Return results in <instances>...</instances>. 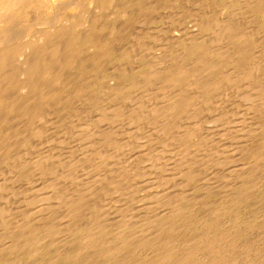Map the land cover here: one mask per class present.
Here are the masks:
<instances>
[{
  "label": "rangeland",
  "instance_id": "1",
  "mask_svg": "<svg viewBox=\"0 0 264 264\" xmlns=\"http://www.w3.org/2000/svg\"><path fill=\"white\" fill-rule=\"evenodd\" d=\"M82 1L58 0L56 12L53 10V13L52 11L43 12L38 9L35 11L32 8L30 9V6L26 9L22 8L24 6L23 3L14 0L5 13L9 20L0 24V37H7L11 41L15 34L24 30L20 34L22 37L19 36L21 38L17 36L13 40L15 42L17 38L16 42L22 41L20 44L17 42L19 44L17 48L20 49H18L19 52L21 51L24 54V57L25 53L26 55L27 52L29 54L32 52L33 54L34 50L40 47L46 48L49 46L48 48H51L52 45V48L59 46L58 48L63 49L70 42V39H66L69 42L62 41L65 40L64 37L62 39V37L55 35L57 31L56 25L59 24L58 27L61 26L60 28L63 30L70 28L69 32L73 31L75 35L80 37L92 32L93 34L97 33V41L98 43L99 41L101 42V45L98 46L102 47L101 54L99 53L101 55L99 60L94 57L98 49H92L85 54L86 57L83 55L81 60L76 63L77 67L80 66L83 69L84 73H81L83 76L75 74L76 76L74 77L70 76L65 77L64 80L62 79L61 88L63 86L64 89H68L58 88L59 91L61 90L62 95L60 94L57 100L61 98L62 100L53 103V107L48 106V114H52L50 117L45 113L46 115L39 116V119L36 118V120H39L38 122L35 120L33 121L34 124L32 123L33 125L29 126L28 121L20 118L21 112L19 110L21 109L13 106L16 103L15 101H17L16 99L19 98L21 100V93L13 91L4 95V98L7 99V106L9 105V109L11 106L12 110L10 109L6 113L7 116L5 118L7 121L5 125L3 123L5 128H1L2 126L0 125L2 131L8 134H6L7 137L10 135L8 137L9 141H6L8 144L3 143L0 145V264H46V261L50 262L52 260L51 264H62L63 262V264H66V262L68 264H155L157 260L155 257H163L161 255L166 254L167 250L179 256L189 251V249L193 254L196 253L194 256L196 257V264H213L216 262L212 259L214 255H211L212 258L210 259L211 256L207 254L208 257L210 256L208 258L205 255L206 251L200 249L203 242L205 243L204 240L207 239L204 236L207 233L209 238H213L218 234L216 236H219L220 248L223 247L221 244L224 243L225 249L229 250L228 253L233 254L231 256H234L237 261L239 260L237 264H264V145L259 146L261 144L258 145L257 142L259 138L258 141L263 140V138L261 139L263 137L261 133L264 131V112H258V114L255 111V115L254 111H252L259 103L264 104V91H262L264 89V11L253 14L251 12V0H112L104 6L102 4L100 6L96 4L95 6L94 4V6L92 5L79 14V18L75 17L73 19V15L79 13L77 3ZM121 8L125 12L119 15L118 12ZM228 24H231V26ZM93 26L96 28H93ZM223 26L225 28L235 27V29L239 27L238 30L242 28V31L245 28V32L249 31L246 34L249 35V39H253L250 40L255 45L250 55V62L253 60V64L249 62L250 64L243 66L245 69L242 70L245 71L241 73L227 69L228 71L230 70L229 73H235H233L235 75L233 80L234 76L231 77L232 74L229 75L225 69L224 72L230 78L227 82L232 80V82H229L232 86L226 82L221 86L222 90L220 89L217 92L218 94L209 95L211 99L209 96H204V98L206 97L204 99L203 95L193 88L196 82L189 80V84L186 83V85L190 86L191 90L193 89L195 92L192 93L193 90L191 91L188 88L191 93H187L185 92L187 88L185 89L184 87V91L183 89L181 91L185 92L188 97L191 94L192 96L189 98L191 99V104L195 102L198 106H195V104H193L194 107L193 105L190 106L188 109L190 112L187 110L189 113L187 116L188 118L190 116V119L187 118L188 120L186 121V118L183 117L182 120L186 122L181 120L184 124L179 122L180 124L175 125V123L173 126L176 127L172 128L170 134L164 133V136L162 119L158 121L153 119L154 117L150 119L152 115L147 112L149 109L151 110V106H156L159 93H156L155 88L152 87L153 89H151V84L147 83L146 78L141 79L143 77H139L138 82H135L136 87L134 84L131 86L132 88L127 90L126 86H123L124 83L128 82V76L132 75L130 65L135 67V64L143 65L144 68H149L148 66L150 65L151 68L155 67L156 63L164 67L168 65L167 63H173L174 61L176 62H174L175 64L180 63V58L184 53L183 49H185L191 37H198L197 41L207 47L210 45L208 47L210 50L214 46V42L220 38V31ZM22 27H26V29ZM231 28L228 29L231 30ZM94 29L97 30L95 31ZM232 32H234L233 29ZM11 33L12 35H10ZM54 42H57V45L53 44ZM23 43L28 46L23 45ZM20 45L21 48L19 47ZM214 48L212 51L215 50ZM106 57H108L107 60ZM126 58L128 59L126 60ZM16 60L13 59L15 66L18 62ZM126 62L131 64L127 65ZM86 63L88 64L86 65ZM20 65L18 64L17 66L22 68ZM248 65H251L250 67L254 65L253 69H249ZM85 66L88 67L86 68ZM96 66L98 67L96 68ZM125 66H127L128 70V72L126 70L127 78L123 77V80L121 78L122 83L118 79V70L120 67ZM187 66L189 68L188 64ZM254 67H257L255 68L256 70ZM20 68L19 70H22ZM133 71L136 73L137 69ZM242 73L243 76H241ZM223 75L226 76L225 74ZM248 75L249 77H247ZM249 78L251 79L249 80ZM75 79H78L79 82ZM125 79L126 81L124 82ZM82 80L83 83L80 82ZM63 81H65L64 85ZM69 82L71 84L72 82L76 85L79 84L78 87L80 86L82 90L85 87L83 92L80 91L82 93L79 94L77 86L73 83L74 87H72ZM148 82L151 83L149 80ZM92 83L96 87L92 86ZM66 84L68 85L66 86ZM126 85L128 88V84ZM143 85H149L147 86L148 89L147 87L145 89ZM123 87L126 90L125 92H128L126 101L123 100L122 96L118 95V97L116 93L117 90ZM72 88H76V90L74 89V91ZM53 89L55 91L57 88ZM69 89H72V91ZM62 91H65L64 94H68L65 96ZM70 91L76 94L71 96ZM146 92L149 95L153 93L151 95L154 96L155 100H153L156 102L152 100V96H150V99ZM77 93L80 97L77 96ZM155 93L156 95H154ZM195 93L196 96L198 95V101H200L199 99L203 100L202 102L200 101L201 104L197 102V98L194 99ZM113 94H116V96ZM144 94L147 98L145 96L143 98ZM68 96L69 99L67 100L66 97L68 98ZM74 96L78 98L76 99ZM138 96H141V100H139ZM211 96H214L215 99H212ZM145 98L146 100L148 99L149 104L151 103L150 105L148 103V105L144 104L145 101L143 100ZM113 99L117 101V104L118 102L120 103L121 109L117 107L119 105L113 102ZM110 100H112L111 104H116V107H114L117 110L116 114L114 112L115 109H113L114 105L108 103ZM193 100L194 102H192ZM253 104L254 107L252 106ZM191 108H195V110ZM110 109L112 110L110 111ZM190 109L193 113H191ZM55 110H57V113ZM134 111H137L135 112L136 115L134 114L131 117L130 115ZM29 112L34 113L28 110V117L30 115ZM106 113L108 115H117V117L114 116L117 118L114 119V122L115 120L116 122L113 124L111 121L113 125H109L111 123L108 118L111 115L106 118ZM118 114L120 119H118ZM122 114L124 115L122 116ZM261 114L263 116H259ZM138 115L145 119L149 117L151 121L144 119L145 122L141 123L143 121L140 122L142 119ZM135 116L136 119L139 117L138 121L141 123H139V126ZM41 118H46L47 120ZM52 119L56 120L52 122ZM150 123H152L151 125L156 124L158 127L156 125L155 127L154 125L151 126ZM181 124L182 126H180ZM20 125H23V127ZM105 125H109L110 129ZM153 128L154 132L160 129L162 134L159 131L154 133ZM177 128H182L183 132ZM18 129L27 130L17 134ZM99 129L102 130L100 131ZM105 129L110 130V133H104L105 136L109 135L111 137V140L109 137L110 142L107 144H104L105 136L102 134ZM184 131H189L193 134L189 139H181V136L185 133ZM151 132L153 133L151 134ZM181 132L182 134L180 135ZM238 132H244L246 135L249 133V139L251 135V139H253L256 133L259 137H256L257 140L256 138L251 140V145L245 142L244 139L242 145L240 144L242 134ZM253 132L256 133L253 134ZM178 135L180 136L178 137ZM96 136L100 140L98 137V139L94 138ZM160 141L162 142L160 143ZM170 141L173 143H170ZM235 145H242L244 148L237 146V150ZM254 145H258V148H251ZM8 146L11 147L8 151L9 154L6 152ZM233 148H236L237 151ZM256 149H258V154H262L259 155V158L263 157L262 160L258 159L259 161L254 162L251 155L252 151H256ZM93 152L94 155H91ZM240 152L241 154H239ZM113 153L116 154L113 155ZM90 157L92 158L90 159ZM94 160H97L96 164L98 163V166L95 162L93 164L97 167L88 166ZM37 161L40 165L36 163ZM75 165L80 167L78 168ZM70 167L74 170L73 172L70 171ZM37 169H40L38 170L40 173ZM92 170H95L94 173ZM67 171L70 172L67 173ZM88 174L93 176L95 174V176L91 177ZM236 192H238L237 195L239 194V197ZM158 193L160 200L156 198ZM233 193L237 196L235 201L232 199L234 198ZM152 195L153 197H150ZM75 197H77L78 209L75 212L74 224L68 229L69 224L66 226L67 217L65 215L67 213L64 210V206L72 202ZM155 202L158 203L155 205ZM165 209L166 211H164ZM161 211L165 214H162ZM103 212L111 215V217L103 219L101 217ZM172 214L174 219L171 217ZM160 217L167 218L161 219ZM169 218L174 221H170L171 219ZM164 219L165 221H163ZM156 221L159 223L157 224ZM64 222H66V225ZM163 223H167L170 227L172 226L176 233L174 231L166 232L164 229L163 234L161 231L165 225ZM89 224L99 228L96 233L97 238H102H99L102 242L106 240L99 247L101 250L103 249V254H105V251L117 250L113 255L114 257H112L113 260L111 258L112 261L106 260V257L102 255V258H98L95 254H90L92 252L88 250L89 247H86L89 242L86 241L85 243L84 235H82L90 227ZM159 224L162 225L161 229H159ZM22 226H26L27 229H23ZM171 234H175V236ZM140 237L143 240L138 239ZM80 238L84 243L81 242ZM162 242H170L171 246L169 245L166 249ZM33 244L35 245L33 246ZM32 246L33 248L35 246L40 248L35 255L30 254L32 253ZM83 249L85 252H83ZM230 249L233 252L232 250L230 252ZM164 251L165 253H163ZM116 252L120 254L117 255ZM64 253L67 256L69 255L67 259H72L65 260L66 256H63L65 255ZM93 255L95 259L92 258ZM115 255H117L116 258ZM199 255H201L200 258L198 257ZM216 257L218 258L219 256ZM214 259H216L215 256ZM42 260L44 261L42 262ZM223 264L225 263L223 262Z\"/></svg>",
  "mask_w": 264,
  "mask_h": 264
},
{
  "label": "bare ground",
  "instance_id": "2",
  "mask_svg": "<svg viewBox=\"0 0 264 264\" xmlns=\"http://www.w3.org/2000/svg\"><path fill=\"white\" fill-rule=\"evenodd\" d=\"M14 0H0V24L2 23V22H7L8 20H9V18L7 17V15L5 14L7 11H8V7L10 6V4L13 2ZM17 1H19V3H23V5L24 6H22V8H29V6H30V9L32 8L33 10H35L36 11V9H38V10H41V11H49V12H53V10L55 11L57 8H56V6L58 5V0H17ZM89 1V0H88ZM87 0H83L81 3L79 2V3H77V6L79 7V13H75L73 16V19L76 17V18H79V14H81L84 10H86V9H88L89 7H91L92 5L94 6V4H95V6H96V4L97 5H101L102 4V6H104L106 3H110L112 0H91L90 2H88ZM72 2H74V1H72ZM162 2V1H161ZM66 3V2H65ZM72 4H74V3H72ZM251 12H253V14L254 13H260V12H263L264 11V0H251ZM73 7H74V5H73ZM236 7V6H235ZM35 8V9H34ZM123 8H121L120 9V11L118 12L119 13V15H120V13H124L125 11L124 10H122ZM152 9V8H151ZM56 12V11H55ZM232 12V11H231ZM54 13V12H53ZM239 13V12H238ZM264 14V13H263ZM78 16V17H77ZM238 16H239V14H238ZM136 17V16H135ZM76 20V19H75ZM81 20V19H80ZM138 20V19H137ZM79 21V20H78ZM139 21V20H138ZM229 21V20H228ZM257 22V21H256ZM260 22V21H259ZM258 22V23H259ZM262 22V21H261ZM136 23V22H135ZM224 24H226V23H224ZM224 24H222V25H224ZM60 25V24H59ZM59 25H56L57 26V31H56V36L57 37H62V39H63V37H64V39L65 40H62V41H67L66 39H70V42L69 41H67V42H69V43H67L68 44V46H67V44H66V46H64L63 47V49H60V48H52V45H51V48H48L49 46H47L46 48H44V47H40V48H37V49H35L34 50V52H33V54H32V52H31V50H30V54H32V55H30L28 52H27V50H26V52H27V55H26V53H25V57H24V54H22L21 53V51L19 52V48H17V46L22 42V41H20V42H16V40H17V38H16V40H15V42L13 41L14 40V37H19V36H21L22 37V35H20V34H22L23 33V31L24 30H22L20 27V30H22V32L21 33H18V34H13L14 35V37L13 36H11V37H13L12 39V41L11 40H9L6 36V38H2V36L0 37V117H1V120H0V125L2 126L1 128H3L4 126H3V123H4V125L6 124V118H5V116H7V114L6 113H8L7 111L8 110H10L12 107L10 106V109H9V105L7 106V104H6V102H7V99H5L4 98V95L5 94H7V93H10V92H17V91H19V94H20V98H21V100L18 98V99H16L17 101H13L14 103H15V105H13L14 106V108L15 107H19V109H21V110H19V112H21L20 113V118L22 119V118H24V120H26V121H28L29 122V126L33 123L34 124V122L33 121H35L36 120V118H38L39 116H41V115H46V114H48V111H47V108H48V106L50 105V106H52V104L53 103H56L57 101H59V100H62V98H61V96H60V98L61 99H59V100H57L58 99V97H59V95L61 94V90L59 91L58 90V88H60V89H64L63 88V86H62V88H61V83H62V79L64 80V78L65 77H74V76H76V75H80L81 73H84V71H83V69L79 66V67H77V65H76V63L78 62V61H80L81 60V57L83 56V55H85V54H87L90 50H92V49H98L97 51H96V53L97 54H95L96 56H94V57H96L97 59L96 60H99L100 59V57H101V46H98V45H101L100 43V41H99V43H98V41H97V37H96V34L97 33H94L93 34V32L92 33H89V34H86V35H82L81 37L80 36H77V35H75L74 33H73V31H71V32H69L70 30V28H65V30H63L62 28H60V27H58ZM227 25V24H226ZM229 26H231V24H228ZM251 25V24H250ZM249 25V26H250ZM2 26V25H1ZM215 26V25H214ZM24 27V26H23ZM22 27V28H23ZM28 27V26H27ZM33 27V26H32ZM233 27V26H232ZM238 27V26H237ZM31 28V27H30ZM71 28H73L72 26H71ZM93 28H96L95 26H93ZM224 28V29H223ZM223 28H222V30L220 31V38L216 41V42H214V46L212 47V49L214 48L215 50L214 51H212V49H208V47L210 46V45H208V47L207 46H205V45H203L200 41H197V39H198V37H195L196 38V40H195V38H193V37H191V38H193V39H189V41H188V43H187V45H186V47H185V49H183L184 50V53H183V56H181V62L180 63H177V64H175L174 62V64L171 62V63H167L168 65H165V64H163V65H165V67L164 66H160V64L159 63H156V65L158 64V66H156L155 64V67H151L150 68V65L148 66L149 68H144V66L143 65H141V66H143V67H141L140 65H137V64H135L136 65V67L135 66H133V65H130L131 63L130 62H126L127 63V65H130L131 66V69H132V75H129L128 77V82L127 83H124L123 84V86L127 89V90H129V88H132L131 86H133L134 84H135V87H136V83L135 82H138V79H139V77H143V78H141V79H145L146 78V81H147V83H149V84H151L150 86H151V89H153V88H155V90H156V93H159L157 96H159V97H157L158 99L156 100V101H154L155 100V98H154V96H152L153 95V93H150V95L146 92V94H148L147 96H149V98L151 99V97L150 96H152V100L154 101V102H156V106L154 107V106H151V110L149 111L148 109H146V110H148L147 112L148 113H150L152 116H150V115H148V116H150L151 118L150 119H152L153 117V119H157V121L158 120H161L162 119V122H163V125H162V130H163V135H164V133L165 134H170V132H171V130H172V128L173 127H176V126H173L175 123V125H178V124H180L179 122H181V120H182V118L184 117V118H186V121L188 120V119H190V116H189V118H188V112H187V110L190 108V106H192L193 104H195V102H194V100L192 101V102H194L193 104H191V99H189L190 98V96H192L190 93V91H188L189 89L188 88H190V90H191V87L190 86H187L186 85V83L187 84H189V80L190 81H195L196 82V84H195V87H193L194 89H195V91L197 90V91H199L200 93H201V95H203V98H204V96H209V95H214V94H216L220 89H221V86L222 85H224L227 81H228V79H230L228 76L230 75V74H232L231 75V77H233L232 78V80L235 78V73L234 72H232V73H229V71L227 70V69H231V70H233V71H236V72H238V73H241V72H243V71H245V70H242V69H245V68H243V66H245V65H247L249 62H250V55H251V52L253 51V49L255 48V45H253V41L251 42V40H253V39H249V35L248 34H246V33H248V32H245L244 31V29H243V31H242V28H241V30H238L239 29V27H238V29L236 28L235 29V27H233V28H231V27H227V28H225V26H223ZM228 28H231V30H229ZM257 28V27H256ZM23 29H26V27L25 28H23ZM29 29V28H28ZM66 29H67V31H66ZM99 29V28H98ZM209 29V28H208ZM217 29V28H216ZM232 29H233V31L234 32H232ZM235 29V30H234ZM17 30V31H18ZM69 30V31H68ZM95 30V29H94ZM97 30V29H96ZM95 30V31H96ZM219 30H220V28H219ZM25 31H27V30H25ZM94 31V32H95ZM253 32V31H252ZM256 32V31H255ZM13 33V32H12ZM12 33L10 34V35H12ZM15 33V32H14ZM219 34V33H218ZM252 34V33H251ZM250 34V35H251ZM258 34V33H257ZM261 34V33H260ZM248 35V36H247ZM98 36V35H97ZM257 36V35H256ZM10 37V38H11ZM21 37H19V38H21ZM66 37V38H65ZM95 37H96V39H95ZM103 37V36H102ZM200 40H202V39H200ZM205 41V40H204ZM256 41V40H255ZM212 42V41H211ZM57 43V42H56ZM55 42L53 43V44H56ZM213 43V42H212ZM27 44V43H26ZM59 44V43H58ZM64 44V43H63ZM103 44V43H102ZM211 44V43H210ZM22 45V44H21ZM21 45L19 46L20 48H21ZM23 45H25L24 43H23ZM50 45V44H49ZM57 45V44H56ZM62 45V44H61ZM60 45V46H61ZM178 45V44H177ZM25 46H28V45H25ZM63 46V45H62ZM61 46V47H62ZM254 46V47H253ZM54 47V46H53ZM19 49V50H18ZM23 49H27V48H23ZM33 49V48H32ZM182 50V49H181ZM182 50V51H183ZM23 51V50H22ZM25 51V50H24ZM103 51H104V48H103ZM103 51H102V55H103ZM108 51L110 52V50L108 49ZM21 53V54H20ZM100 53V54H99ZM227 53H229V54H227ZM104 54H105V52H104ZM141 54V53H140ZM163 54H166V53H163ZM179 54V53H178ZM181 55V54H180ZM91 56V55H90ZM168 56V55H167ZM20 57H24V58H20ZM85 57H86V55H85ZM158 57V56H157ZM161 57V56H160ZM163 57V56H162ZM154 58V57H153ZM167 58V57H166ZM13 59H17L16 61H18L17 63L18 64H21L20 66H22V68H20L19 66H17L18 64L16 63V66H15V62L13 61ZM23 59V60H22ZM108 59V57H106V60ZM128 58H126V60H127ZM156 59V58H155ZM154 59V60H155ZM22 60V61H21ZM123 60V59H122ZM21 61V62H20ZM129 61V60H128ZM153 61V60H152ZM162 61H163V59H162ZM167 61V60H166ZM91 62V61H90ZM124 62H125V60H124ZM158 62H159V60H158ZM253 60L250 62V63H252L253 64ZM92 63V62H91ZM125 63V64H126ZM162 63H164V62H162ZM190 63V64H189ZM249 63V64H250ZM88 63H86V65H87ZM143 64V63H142ZM187 64L189 65V68H188V66H187ZM89 65H90V63H89ZM92 65V64H91ZM100 65H101V63H100ZM152 65V64H151ZM95 66V65H94ZM106 66H107V64H106ZM110 66V65H109ZM138 66V67H137ZM153 66V65H152ZM187 66V67H186ZM251 66V65H250ZM249 65H248V67H249V69L251 68V69H253V66L252 67H250ZM256 66V65H255ZM86 67V66H85ZM88 67V66H87ZM86 67V68H87ZM98 66H96V68H97ZM117 67V66H116ZM127 66H125V67H120L119 68V70H118V73H119V80L122 82V80H123V77H126L127 75H126V70H127V68H126ZM129 67V66H128ZM134 67V68H133ZM141 67V68H140ZM258 67V66H257ZM257 67H254V69L255 68H257ZM19 68L20 69H22V70H19ZM86 68H85V71H86ZM126 68V69H125ZM129 69V68H128ZM134 69H137V72L135 73L133 70ZM225 69L227 70V73H229V75L227 76V74L224 72L225 71ZM247 69V68H246ZM256 70V69H255ZM127 72H128V70H127ZM247 72V71H246ZM92 73H94L93 71H92ZM117 73V74H118ZM234 73V74H233ZM249 73V72H248ZM76 74V75H75ZM99 74V73H98ZM223 74H225L226 76H224ZM247 74V73H246ZM245 74V75H246ZM250 74V73H249ZM260 74V73H259ZM73 75V76H72ZM82 75V74H81ZM136 75H138V76H136ZM223 75V76H222ZM236 75H238V74H236ZM83 76V75H82ZM241 76H243V73H242V75ZM247 77H249V75L247 76ZM246 77V78H247ZM251 77V76H250ZM22 78V79H21ZM121 78H122V80H121ZM127 78V77H126ZM252 78V77H251ZM251 78H249V80L251 79ZM21 79V80H20ZM78 79H79V77H78ZM78 79H75V80H78ZM258 79V78H257ZM73 80H74V78H73ZM80 80V79H79ZM79 80H78V82H79ZM148 80L149 81H151V83L150 82H148ZM232 80H229V82L231 81L232 82ZM248 80V79H247ZM126 81V79L124 80V82ZM144 81V80H143ZM241 81V80H240ZM246 81V80H245ZM244 81V82H245ZM254 81V80H253ZM75 82V81H74ZM74 82H72V87H74L73 85L75 84ZM80 82H82L83 83V80L82 81H80ZM93 82V81H92ZM140 82H142V81H140ZM229 82H227V83H229ZM247 82H249V81H247ZM64 83H65V81H63V85H64ZM68 83V84H69ZM74 83V84H73ZM77 83V82H76ZM123 83V82H122ZM144 83H145V81H144ZM234 83H236V82H234ZM68 84H66V86L68 85ZM85 84V83H84ZM93 84V83H92ZM100 84H102V83H100ZM126 84H128V88H127V85ZM230 84V83H229ZM240 84V83H239ZM251 84V83H250ZM78 85L79 84H75V86H77V91H79V94H81L82 92H83V90H84V88H83V90H82V88L80 87H78ZM99 85V84H98ZM110 85V84H109ZM184 85H186V86H184ZM231 86H232V84H230ZM255 85V84H254ZM85 86V85H84ZM87 86V85H86ZM92 86H95L94 84L92 85ZM147 86H149V85H147ZM147 86H144L143 85V87L145 88V87H147ZM246 86V85H245ZM255 86H257V85H255ZM259 86V85H258ZM70 87V86H69ZM96 87V86H95ZM108 87V86H107ZM116 87V86H115ZM124 87L123 88H120V90H117L116 91V93H117V96L118 95H120V97L122 96L123 97V100L124 101H126V99H128V96L126 95L127 93L125 92L126 90L124 89ZM153 87V88H152ZM183 87L186 89L187 88V91H185V92H190L189 94V97L188 96H186L187 94L184 92L183 93V91H184V89H183ZM242 87H243V85H242ZM252 87V86H251ZM51 88V89H50ZM53 88H57V89H55V91H54V89ZM88 88V87H87ZM110 88V87H109ZM117 88H118V86H117ZM143 88V89H144ZM249 88V87H248ZM257 88V87H256ZM66 89H68V88H66ZM66 89H64V90H66ZM73 89V88H72ZM72 89H69V90H71L72 91ZM75 90H76V88H74ZM73 89V90H74ZM116 89V88H115ZM146 89V88H145ZM147 89H148V87H147ZM181 89H183V91H181ZM74 90V91H75ZM150 90V89H149ZM193 90V89H192ZM191 90V91H192ZM222 90V89H221ZM21 91V92H20ZM70 91V92H71ZM80 91H82L81 93H80ZM87 91V90H86ZM111 91V90H110ZM113 91H115V90H113ZM144 91H146V90H144ZM194 90H193V92L192 93H194L195 92ZM249 91H250V88H249ZM262 91H264V89L262 90ZM63 92V94L65 93V91H62ZM67 92V91H66ZM69 92V93H70ZM107 92V91H106ZM228 92V91H227ZM256 92V91H255ZM254 92V93H255ZM18 93V92H17ZM111 93V92H110ZM156 93L154 94V95H156ZM239 93V92H238ZM248 93V92H247ZM251 93V92H250ZM252 93H253V91H252ZM261 93V92H260ZM68 94V93H67ZM67 94H64L65 96L67 95ZM71 94V96L74 94H76V93H70ZM79 94L77 93V96H79ZM108 94V93H107ZM142 94V93H141ZM152 94V95H151ZM199 94V93H198ZM218 94V93H217ZM11 95V94H10ZM17 95V94H16ZM15 95V96H16ZM62 95V94H61ZM84 95V94H83ZM87 95V94H86ZM92 95V94H91ZM113 95H115L116 96V94H113ZM195 96H194V99H196L197 98V102L199 103L200 101L202 102L203 100H201V99H199L200 101H198V95L196 96V93L194 94ZM236 95V94H235ZM258 96H259V94H257ZM257 95H256V97H257ZM264 95V94H263ZM7 96V95H6ZM64 96V97H65ZM70 96V97H71ZM103 96V95H102ZM126 96H127V98H126ZM144 96H145V94L143 95V98H144ZM147 96H145L146 98H147ZM17 97V96H16ZM64 97H63V99H64ZM74 97H76V96H74ZM73 97V98H74ZM80 97V96H79ZM91 97V96H90ZM119 97V96H118ZM139 97V96H138ZM141 97V96H140ZM140 97H139V100H141L140 99ZM199 97H200V95H199ZM212 97V99L214 98V96H211ZM262 97V96H261ZM78 97H76V99H77ZM113 98V97H112ZM116 98V97H115ZM114 98V99H115ZM137 98V97H136ZM146 98H145V100H143V101H145V103L144 104H146V105H148L149 103H148V99L146 100ZM192 99H193V97H191ZM202 98V99H203ZM209 98H210V96H209ZM209 98H207V99H209ZM218 98V97H217ZM252 98V97H251ZM254 98V97H253ZM263 98V97H262ZM10 99V98H9ZM15 99V98H14ZM66 99L68 100L69 99V96H68V98L66 97ZM86 99V98H85ZM107 99V98H106ZM106 99H105V101H106ZM113 99V102H117V101H115ZM138 99V98H137ZM204 99H206V97L204 98ZM211 99V98H210ZM215 99V98H214ZM257 99V98H256ZM12 100V99H11ZM20 100V101H19ZM74 100V99H73ZM87 100V99H86ZM95 100V99H94ZM122 100V99H121ZM122 100V101H123ZM138 100V102H140ZM248 100V99H247ZM262 100V99H261ZM264 100V99H263ZM10 101V100H9ZM64 101H65V99H64ZM80 101V100H79ZM93 101V100H92ZM104 101V102H105ZM108 101V100H107ZM112 100H110V102H108L110 105H114V104H111L112 102H111ZM153 101H152V103H153ZM196 101V100H195ZM209 101V100H208ZM254 101H256V100H254ZM62 102V101H61ZM61 102H60V104H61ZM78 102V101H77ZM82 102V101H81ZM80 102V103H81ZM201 102L199 103V104H201ZM205 102V101H204ZM210 102V101H209ZM208 102V103H209ZM259 102H260V99H259ZM59 103V102H58ZM71 103V102H70ZM88 103V102H87ZM100 103V102H99ZM123 103V102H122ZM129 103V102H128ZM148 103V104H147ZM253 103V102H252ZM256 103H257V101H256ZM8 104H9V102H8ZM65 104V103H64ZM94 104V103H93ZM92 104V105H93ZM101 104V103H100ZM117 104V103H116ZM115 104V105H116ZM120 103L118 102V104L117 105H119ZM125 104V103H124ZM140 104V103H139ZM151 104V103H150ZM149 104V105H150ZM255 104V103H254ZM254 104L252 105L253 107H254ZM258 104V103H257ZM55 105V104H54ZM57 105V104H56ZM97 105V104H96ZM106 105H108V104H106ZM109 105V106H110ZM113 106V109H115L114 107H116V106ZM142 105V104H141ZM205 105H206V102H205ZM49 106V107H50ZM108 106V107H109ZM137 106H139V105H137ZM136 106V107H137ZM195 106H198L197 105V103L195 104ZM201 106V105H200ZM200 106H199V108H200ZM256 106V105H255ZM30 107V108H29ZM53 107V106H52ZM56 107V106H55ZM63 107V106H62ZM90 107V106H89ZM93 107V106H92ZM99 107V106H98ZM107 107V106H106ZM117 107H119V109H121L120 108V105L119 106H117ZM124 107V106H123ZM193 107H194V105H193ZM192 107V108H193ZM102 108V107H101ZM111 108H112V106H111ZM143 108H144V105H143ZM191 108V109H192ZM198 108V107H197ZM57 109V108H56ZM103 109V108H102ZM109 109V108H108ZM118 109V108H117ZM126 109V108H125ZM136 109H138V108H136ZM190 109V110H191ZM256 109V110H255ZM253 108L252 109V111H254V113H255V111H257V113L259 112H264L263 111V109H264V104L263 103H259V105H257L256 106V108ZM12 110V109H11ZM28 110H30V111H32V112H34L33 114L31 113V112H29V117H28ZM50 110V109H49ZM52 110V109H51ZM57 110H59V109H57ZM57 110H55V112L57 111ZM89 110V109H88ZM98 110H99V108H98ZM105 110V109H104ZM103 110V111H104ZM112 109H110V111H111ZM145 110V109H144ZM192 110H195V108L194 109H192ZM191 110V113H193V111ZM54 111V110H53ZM107 111V110H106ZM123 111V110H122ZM121 111V112H122ZM131 111H133V110H131ZM141 111V110H140ZM189 111V110H188ZM196 111H197V109H196ZM195 111V112H196ZM245 111V110H244ZM65 112V111H64ZM113 112V111H112ZM114 112H115V114L117 113V110L115 109L114 110ZM119 112V111H118ZM135 112H137V111H134V113L133 114H128V115H130L131 117H132V115L134 116V114L136 115V113ZM138 112H139V110H138ZM190 112V111H189ZM46 113V114H45ZM57 113V112H56ZM58 113H59V111H58ZM98 113V112H97ZM140 113V112H139ZM138 113V114H139ZM142 113V112H141ZM258 113V114H259ZM5 114V115H4ZM107 114V116H106V118H108V116L109 115H111V114H109L108 115V113H106ZM111 115V116H109V118L111 117V119H109L108 118V121L111 123V124H109V125H113L115 122H116V120H115V122H114V119L117 117V115ZM143 114V113H142ZM145 114V113H144ZM18 115H19V113H18ZM49 115V114H48ZM52 115V114H51ZM51 115H49V117L51 116ZM61 115V114H60ZM59 115V116H60ZM64 115V114H63ZM101 115H102V112H101ZM105 115V114H104ZM124 114H122V116H123ZM140 115V114H139ZM138 115V116H139ZM191 115V114H190ZM255 115H256V113H255ZM8 116H10V115H8ZM53 116H56V115H53ZM58 116V115H57ZM56 116V117H57ZM113 116V117H112ZM114 116H116V117H114ZM121 116V117H122ZM137 116V117H138ZM140 116H142V115H140ZM139 116V117H140ZM144 116V115H143ZM187 116V117H186ZM259 116H263V114H261V115H259ZM42 117V116H41ZM55 117V118H56ZM104 117V116H103ZM118 117H119V114H118ZM139 117H138V119H139ZM255 117H257V116H255ZM20 118H19V120H20ZM40 118V117H39ZM38 118V119H39ZM65 118V117H64ZM105 118V117H104ZM188 118V119H187ZM191 118H192V116H191ZM258 118V117H257ZM259 118H261V117H259ZM263 118V117H262ZM10 119V118H9ZM41 119H43V118H41ZM45 120H47L46 118H44ZM43 119V120H44ZM69 119V118H68ZM117 119V118H116ZM118 119H120V117L118 118ZM138 119H136V116H135V120H137L138 121ZM140 119H142V120H140V122L141 121H143V122H141V123H144L145 121H144V119L145 118H141L140 117ZM146 119H148L149 121H151L150 119H149V117L147 118L146 117ZM145 119V120H146ZM23 120V121H24ZM43 120H41L42 122H43ZM56 119H52V122L53 121H55ZM100 120V119H99ZM102 120V119H101ZM123 120H124V118H123ZM148 120H146V121H148ZM262 120V119H261ZM37 122L39 121V120H36ZM60 121V120H59ZM104 121V120H103ZM107 121V120H106ZM107 121V122H108ZM113 122V124H112V122ZM152 121H156V120H152ZM156 121V122H157ZM183 121V120H182ZM185 121V120H184ZM183 121V122H184ZM185 121V122H186ZM217 121V120H216ZM37 122H35V123H37ZM57 122V121H56ZM108 122V123H109ZM120 122H121V120H120ZM139 121H138V126H139V123H140ZM160 123H161V121H159ZM23 123V122H22ZM48 123H49V121H48ZM140 123V124H141ZM149 123V122H148ZM155 123V122H154ZM182 123V122H181ZM32 124V125H33ZM53 124V123H52ZM57 124H58V122H57ZM61 124V123H60ZM99 124V123H98ZM117 124V123H116ZM152 123H150V125H151ZM182 124H184V123H182ZM182 124L180 125V126H182ZM109 125H105L106 127L108 126L109 127ZM118 125V124H117ZM129 125V124H128ZM147 125V124H146ZM154 125V124H153ZM153 125H151V126H153ZM156 125V124H155ZM155 125H154V127H155ZM20 126H22L23 127V125H20ZM28 126V125H27ZM59 126V125H58ZM160 126V125H159ZM184 126V125H183ZM264 126V125H263ZM8 127V126H7ZM104 127V126H103ZM103 127H102V129H103ZM107 127V128H108ZM115 127V126H114ZM123 127V126H122ZM131 127H132V125H131ZM134 127V126H133ZM136 127V126H135ZM142 127V126H141ZM141 127H139L140 129H141ZM147 127V126H146ZM156 127H158V125H156ZM0 128V133H1V137H0V145H2L3 143L4 144H6L7 142L6 141H9L8 140V137H10V135L7 137V135L4 133V131H2V129ZM5 128V127H4ZM21 128V127H20ZM25 128V127H24ZM59 128V127H58ZM106 128V129H107ZM143 128V127H142ZM255 128V127H254ZM61 129V128H60ZM101 129V130H102ZM105 129V130H106ZM109 129H110V127H109ZM106 130V131H108V132H106L105 130H103V132H102V134H108V133H110L109 131L110 130ZM135 129V128H134ZM139 129V130H140ZM178 129V128H177ZM182 128H179L178 130H181ZM261 129H262V127H261ZM17 130V129H16ZM27 130V129H26ZM26 130H20V129H18V132H17V134H20V133H23L22 131H25L26 132ZM37 130V129H36ZM100 130V129H99ZM100 130V131H101ZM153 130V132H154V128L152 129ZM240 131H241V129H239ZM246 130V129H245ZM264 130V129H263ZM7 131V130H6ZM11 131V130H10ZM53 131V130H52ZM94 131V130H93ZM105 131V132H104ZM149 131V130H148ZM157 131H161L160 129H158ZM157 131H155V132H157ZM176 131V130H175ZM174 131V132H175ZM182 131V130H181ZM242 131H244V130H242ZM247 131V130H246ZM38 132V131H37ZM153 132H151V134L153 133ZM154 132V133H155ZM173 132V131H172ZM183 132V131H182ZM182 132L180 133V135L182 134ZM185 132V131H184ZM257 132V131H256ZM256 132H253V134L254 133H256ZM259 132V131H258ZM260 132H261V130H260ZM96 133V132H95ZM112 133H113V131H112ZM111 133V134H112ZM140 133V132H139ZM149 133H150V131H149ZM161 133V132H160ZM233 133V132H232ZM239 133V132H238ZM37 134V133H36ZM101 134V135H102ZM105 134H104V136H105ZM130 134V133H129ZM162 134V133H161ZM173 134V133H172ZM177 134V133H176ZM192 134L193 133H191V132H189V131H186L185 133H184V135H182L181 137V139H184V140H186V139H189L191 136H192ZM236 134V133H235ZM239 134H242V136H241V143L240 144H242L243 145V143H242V141L244 140L245 142H248L250 145H251V143H250V141L251 140H254V138H256L257 136L259 137V135L256 133V135H254V138L253 139H251V137H252V135H251V137H250V139H249V137H248V135H250L249 133H247V135H246V133H239ZM260 134V133H259ZM35 135V134H34ZM39 135V134H38ZM38 135H36V136H38ZM139 135V134H138ZM157 135H158V133H157ZM174 135V134H173ZM180 135H178V137L180 136ZM238 135V134H237ZM261 135H263V137H261V139L263 138V140H260V141H258L257 140V138H256V140H257V142H258V145L259 144H261V145H259V146H263L264 145V131H262V133H261ZM260 135V136H261ZM165 136V135H164ZM172 136V135H171ZM170 136V137H171ZM174 136H176V135H174ZM194 136V135H193ZM233 136V135H232ZM98 136H96V137H94V138H97ZM109 135H106L105 137H104V144L106 143H109L110 141H109ZM120 137V136H119ZM121 137H123V136H121ZM138 137V136H137ZM168 137V136H167ZM99 138V137H98ZM97 138V139H98ZM140 138V137H139ZM141 138H142V136H141ZM158 138V137H157ZM163 138V137H162ZM166 138V137H165ZM193 138V137H192ZM112 139H116V138H112ZM126 139V138H125ZM178 139V138H177ZM99 140H100V138H99ZM102 140V139H101ZM110 140H111V137H110ZM158 140V139H157ZM169 140V139H168ZM106 141V142H105ZM94 142V141H93ZM114 142V141H113ZM162 141H160V143H161ZM167 142V141H166ZM172 141H170V143H171ZM174 142H175V140H174ZM187 142V141H186ZM185 142V143H186ZM253 142H256V141H253ZM103 143V142H102ZM102 143H101V146H102ZM173 143V142H172ZM184 143V144H185ZM188 143V142H187ZM236 143V142H235ZM8 144V143H7ZM96 144V143H95ZM142 144H144V143H142ZM142 144H140V145H142ZM175 144V143H174ZM177 144H179V143H177ZM196 144V143H195ZM246 144V143H245ZM253 144V143H252ZM110 145V144H109ZM116 145V144H115ZM114 145V146H115ZM158 145V144H157ZM156 145V146H157ZM164 145H165V142H164ZM186 145V144H185ZM194 145V144H193ZM192 145V146H193ZM198 145V144H197ZM242 145H237L239 148L240 147H243L244 148V146H242ZM258 145H254V146H252L251 148H258ZM95 146H97V145H95ZM111 147H112V145H110ZM109 146V147H110ZM159 146V145H158ZM157 146V147H158ZM180 146V145H179ZM181 146L183 147V145L181 144ZM186 146H188V145H186ZM190 146V145H189ZM236 146V145H235ZM237 146H236V148H237ZM11 147H12V145H11ZM11 147H9L8 146V148H7V150H6V152L8 153V151H9V148H11ZM14 147V146H13ZM127 147V146H126ZM161 147V146H160ZM182 147H180V148H182ZM199 147V146H198ZM248 147V146H247ZM119 148V147H118ZM140 148V147H139ZM184 148V147H183ZM236 148H233V149H235L236 150ZM262 148V147H261ZM13 149V148H12ZM15 149V148H14ZM198 149H200V148H198ZM234 150V151H235ZM237 150H238V148H237ZM236 150V151H237ZM252 150V149H251ZM108 151H110V150H108ZM234 151H232V152H234ZM240 151H241V149H240ZM244 151H246V150H244ZM239 152V151H238ZM247 152V151H246ZM102 153V152H101ZM105 153V152H104ZM118 153V152H117ZM259 152H258V149H256V151L255 150H253L252 151V155H251V157H252V160H254V162L255 161H257L258 159H261L262 160V157L263 156H261V158H259L260 156V154H258ZM9 154V153H8ZM103 154V153H102ZM109 154V153H108ZM114 154H116V153H113V155ZM239 154H241V152L239 153ZM91 155H94V152L93 153H91ZM243 155V154H242ZM262 155V154H261ZM108 156V155H107ZM119 156V155H118ZM233 156V155H232ZM235 156V155H234ZM245 156V155H244ZM113 157V156H112ZM120 157V156H119ZM250 157V158H251ZM92 157H90V159H91ZM230 158V157H229ZM242 158V157H241ZM0 159H1V155H0ZM96 159V158H95ZM104 160V159H103ZM168 160H170V159H168ZM97 161V160H96ZM96 161L94 160V161H92L91 163L92 164H89L88 166H90V165H93V167L94 166H98V163L96 164ZM110 161V160H109ZM259 161V160H258ZM93 162H95V164L96 165H94L93 164ZM106 162V161H105ZM108 162V161H107ZM220 162V161H219ZM253 162V161H252ZM36 163H38V161L36 162ZM104 163V162H103ZM160 163V162H159ZM166 163V162H165ZM164 163V164H165ZM31 164V163H30ZM35 164V163H34ZM39 164V163H38ZM102 164V163H101ZM113 164V163H112ZM172 164V163H171ZM36 165V164H35ZM40 165V164H39ZM38 165V166H39ZM100 165V164H99ZM107 165V164H106ZM110 165H111V163H110ZM166 165V164H165ZM74 166V165H73ZM75 166H77L78 168L80 167V166H78V165H75ZM96 166V167H97ZM102 166V165H101ZM104 166V165H103ZM113 166V165H112ZM120 166V165H119ZM232 166V165H231ZM37 167V166H36ZM92 167V166H91ZM92 167V168H93ZM95 167V168H96ZM100 167V166H99ZM98 167V168H99ZM162 167H164V166H162ZM166 167H168V166H166ZM225 167V166H224ZM40 168V167H39ZM88 168V167H87ZM97 168V169H98ZM101 168V167H100ZM103 168H105V167H103ZM120 168V167H119ZM165 168V167H164ZM229 168V167H228ZM70 169V171H74L73 169H71V167L69 168ZM68 169V170H69ZM75 169V168H74ZM81 169V168H80ZM38 170H40V169H37V171ZM76 170V169H75ZM90 170V169H89ZM107 171H108V169H106ZM26 171V170H25ZM70 171H67V173H69ZM93 171V173H94V171L95 170H92ZM97 171V170H96ZM98 171H101V170H98ZM118 171V170H117ZM30 172V171H29ZM35 172V171H34ZM39 173H40V171H38ZM91 172V171H90ZM120 172H121V170H120ZM97 173V172H96ZM108 173H110V172H108ZM117 173V172H116ZM98 174H100V173H98ZM118 174L120 175V173L118 172ZM121 174H122V172H121ZM89 176H93L92 174H88ZM88 176V177H89ZM94 176H95V174H94ZM93 176V177H94ZM185 176V175H184ZM116 177V176H115ZM123 177V176H122ZM186 178V177H185ZM112 179V178H111ZM115 180V179H114ZM113 180V181H114ZM118 180V179H117ZM121 180H124V179H121ZM112 181V180H111ZM120 181V180H119ZM186 181V180H185ZM124 182V181H123ZM115 183V182H114ZM117 185V184H116ZM113 187H115V186H113ZM109 188V187H108ZM116 188H118V187H116ZM114 189V188H113ZM238 189V188H237ZM252 189V188H251ZM239 190V189H238ZM118 191V190H117ZM237 191V190H236ZM242 191H243V188H242ZM112 193V192H111ZM114 193H115V191H114ZM237 193L238 192H236V195H237ZM110 194V193H109ZM161 194V193H160ZM232 194V193H231ZM230 194V195H231ZM234 194V198H232V199H234V201H235V197L237 198V196L239 195H235V193H233ZM162 195V194H161ZM160 195H159V193H158V195H156V198H159V200H160V197H159ZM164 196V195H163ZM162 196V197H163ZM150 197H153V195L152 196H150ZM239 197V196H238ZM155 198V197H154ZM230 199H231V197H229ZM157 201V200H156ZM233 201V202H234ZM154 202V201H153ZM237 202V201H236ZM235 202V203H236ZM156 203H158V202H155V205H156ZM154 206V205H153ZM148 207V206H147ZM65 208V209H64ZM64 210H65V212L67 213L65 216L67 217H64V218H66V220H67V223L66 222H64V224L66 225V226H68V224H69V226H68V229L69 228H71V225L72 224H74V218H75V212L77 211V209H78V202H77V197H75V199L72 201V202H70V203H67L65 206H64ZM167 208V207H166ZM164 211H166V209L164 210ZM179 211V210H178ZM221 211V210H220ZM64 212V211H63ZM64 212V213H65ZM64 213H63V215H64ZM161 213H162V211H161ZM171 213H174V212H171ZM162 214H165V213H162ZM168 214H169V212H168ZM174 215H176V214H174ZM163 216V215H162ZM161 216V217H162ZM167 216V215H166ZM169 216H171V215H169ZM168 216V217H169ZM101 217L103 218V219H108V218H110L111 217V215H108L107 213H105V212H103V213H101ZM160 217V218H161ZM172 218H173V214H172V216H171ZM176 217V216H175ZM63 218V217H62ZM159 218V217H158ZM163 218H167V217H163ZM163 218H161V219H163ZM169 219H171V218H169ZM174 219V218H173ZM185 219V218H184ZM183 219V220H184ZM233 219V218H232ZM237 219V218H236ZM235 219V220H236ZM62 220H64V219H62ZM159 220V219H158ZM157 220V221H158ZM168 220V219H167ZM190 220V219H189ZM157 221H156V223H157ZM160 221V220H159ZM163 221H165V219L163 220ZM162 221V222H163ZM170 221H172V219L170 220ZM174 221V220H173ZM172 221V222H173ZM161 222V223H162ZM192 222H194L193 220H192ZM159 223V222H158ZM157 223V224H158ZM160 223V224H161ZM159 224V229H161V226L162 225H160ZM163 224H165V223H163ZM3 225H5L4 223H3ZM93 225V224H92ZM6 226V225H5ZM73 226V225H72ZM89 228H87L86 229V233H83L82 235H84V237L83 236H81V237H83V238H85V243H86V241L87 242H89V244H87V246L86 247H89V251H91L92 253H90L91 255L92 254H95V256H97L98 258H102V256L104 257H106V260H111V258L112 257H114L113 255L115 254V251H117V250H113V251H109V252H107V251H105L104 253L105 254H103V249L101 250L99 247L101 246V245H103V243L106 241V240H104V242H102V240H100V239H102V238H100L99 236V238H97L96 236V233H97V229H99L97 226H91V224H89ZM23 227V226H22ZM211 227V226H210ZM5 228V227H4ZM4 228H3V230H4ZM27 229V227L25 226V227H23V229ZM163 228V230H161L162 232L164 231V229H165V231L166 232H173L174 231V228L171 226H168L167 225V223L164 225V227H162ZM208 229H209V227H207ZM9 229V228H8ZM157 229V228H156ZM29 230V229H28ZM27 230V231H28ZM8 231V230H7ZM210 231H211V229H210ZM165 232V233H166ZM175 233H176V231H174ZM208 232V231H207ZM16 233V232H15ZM29 234V233H28ZM163 234H164V232H163ZM167 234V233H166ZM16 235V234H15ZM171 235H173V234H171ZM210 235V234H209ZM216 235H218V234H216ZM214 236L213 238L211 237V238H209L208 237V233H207V235H205L204 234V236L205 237H207V239L206 240H204L205 241V243L203 242V244H202V248H200V249H202V250H204V251H206L204 254L207 256V254H209L210 256L212 255H214L215 256V258L216 259H214V256H213V258H212V256L210 257V259L212 258L213 260H215L214 262L215 263H213V264H223V262L226 264V263H233V264H237V263H239V260L237 261V259L236 258H234V256L232 257L231 255H233V254H230V253H228V251L229 250H227V248L225 249V247H224V243L223 244H221V246H223L222 248H220V244H219V242L220 241H218V237L219 236ZM102 236V235H101ZM173 236H175V234L173 235ZM212 236V235H211ZM2 237V236H1ZM70 237V236H69ZM25 238V237H24ZM138 239H141V240H143L141 237L140 238H138ZM14 240V239H13ZM25 240V239H24ZM80 240H81V242H83L82 241V239L80 238ZM84 240V239H83ZM140 240V242H142ZM165 240V239H164ZM170 240H172V239H170ZM15 241V240H14ZM78 241V240H77ZM169 241V240H168ZM16 242V241H15ZM22 242V241H21ZM74 243V242H73ZM78 243V242H77ZM79 243H80V241H79ZM84 243V242H83ZM162 243H164L163 244V246H164V248H168L169 247V245L171 246V243L170 242H162ZM174 243H177V242H174ZM185 243V242H184ZM17 244V243H16ZM199 244V243H198ZM19 245V244H18ZM35 244H33V246H34ZM40 245V244H39ZM80 245V244H79ZM83 245V244H82ZM143 245V244H142ZM172 245H173V243H172ZM17 246V245H16ZM33 246L31 247V248H33ZM75 246V245H74ZM38 246H35V248H33L32 250H31V252L32 253H30V254H33V255H35L36 254V252L37 251H39V249L40 248H37ZM173 247V246H172ZM171 247V248H172ZM175 247H176V245H175ZM197 247V246H196ZM201 247V246H200ZM227 247V246H226ZM11 248V247H10ZM163 248V249H164ZM171 248H169V249H171ZM191 248V247H190ZM84 249H85V247H84ZM83 249V250H84ZM87 249V248H86ZM113 249V248H112ZM173 249H175V248H173ZM193 249V248H192ZM229 249V248H228ZM9 250V249H8ZM105 250V249H104ZM172 250V249H171ZM196 250V249H195ZM231 250L232 249H230V252H231ZM29 251V250H28ZM166 251V250H165ZM165 251L163 252V253H165ZM176 251V250H175ZM193 251V250H192ZM203 251V252H204ZM68 252V251H67ZM83 252H85V250L83 251ZM88 252V251H87ZM94 252V253H93ZM107 252V253H106ZM167 253L166 254H164V255H161V256H163V257H159V255H158V257L159 258H157V257H155V259H157L156 261H155V264H196V257H194L195 256V254H193L192 252H190V249H189V251H187L186 253L184 252V254H178L179 256H177V255H175V254H173V253H170L169 252V250H167L166 251ZM172 252V251H171ZM199 252V251H198ZM202 252V253H203ZM227 252V253H226ZM232 252H233V250H232ZM66 253V252H65ZM64 253V254H65ZM117 253V255L118 254H120L119 252H116ZM160 253V252H159ZM162 253V252H161ZM174 253H176V252H174ZM29 254V255H30ZM69 254V253H68ZM80 254V253H79ZM32 255V256H33ZM102 255V256H101ZM117 255H115V258H116V256ZM31 256V255H30ZM63 256H66L65 258H63V259H65V260H71V259H67L68 258V256H67V254H65V255H63ZM62 256V257H63ZM157 256V255H156ZM197 256V255H196ZM200 256L201 255H199L198 257L200 258ZM206 256H205V258H206ZM216 256H219L218 258L216 257ZM61 257V256H60ZM92 257V256H91ZM208 257V256H207ZM208 257V258H209ZM55 258V257H54ZM93 259H95L94 258V255H93V257H92ZM49 259V258H48ZM198 259V258H197ZM207 259V258H206ZM47 260V259H46ZM61 260V259H60ZM112 260H113V258H112ZM111 260V261H112ZM115 260V259H114ZM203 260V259H202ZM208 260V259H207ZM44 260H42V262H43ZM53 261V260H52ZM52 261H50V262H52ZM62 262H63V260H61ZM88 261V260H87ZM95 261V260H94ZM223 261V262H222ZM47 263L46 264H51L50 262H48V261H46ZM92 262V261H91ZM90 262V263H91ZM105 262V261H104ZM107 262V261H106ZM117 262V261H116ZM123 262V261H122ZM211 262V261H210ZM38 263V262H37ZM41 263V262H40ZM64 263V262H63ZM62 263V264H63ZM110 263H112V262H110ZM119 263H121V262H119ZM125 263V262H124ZM142 263V262H141ZM53 264V263H52ZM66 264H68V262H66ZM108 264V263H107ZM135 264V263H134ZM149 264V263H148ZM208 264V263H207ZM212 264V263H211Z\"/></svg>",
  "mask_w": 264,
  "mask_h": 264
}]
</instances>
